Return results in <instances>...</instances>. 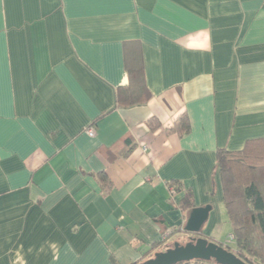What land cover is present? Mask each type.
Instances as JSON below:
<instances>
[{
  "label": "crops",
  "instance_id": "1",
  "mask_svg": "<svg viewBox=\"0 0 264 264\" xmlns=\"http://www.w3.org/2000/svg\"><path fill=\"white\" fill-rule=\"evenodd\" d=\"M263 136L264 0H0V264L140 263Z\"/></svg>",
  "mask_w": 264,
  "mask_h": 264
},
{
  "label": "trees",
  "instance_id": "2",
  "mask_svg": "<svg viewBox=\"0 0 264 264\" xmlns=\"http://www.w3.org/2000/svg\"><path fill=\"white\" fill-rule=\"evenodd\" d=\"M133 74L142 83V69H136ZM117 98L120 99L118 94ZM168 130L180 135L186 133L189 130L187 116L178 115ZM124 145L120 155H126L133 147L128 139L124 140ZM117 156L113 154L112 158ZM216 173L233 242L231 247L223 245L224 248L247 264H264V136L248 140L240 150L217 149ZM99 178L104 188L110 187L103 172ZM170 187L174 194L175 186ZM182 192L180 211H190L196 207L193 193L190 189ZM212 263L219 264L214 259H192L175 264Z\"/></svg>",
  "mask_w": 264,
  "mask_h": 264
},
{
  "label": "water",
  "instance_id": "3",
  "mask_svg": "<svg viewBox=\"0 0 264 264\" xmlns=\"http://www.w3.org/2000/svg\"><path fill=\"white\" fill-rule=\"evenodd\" d=\"M210 210V204L192 208L188 212L183 230L198 235L201 232L202 225L208 218ZM192 259H214L219 264H247L222 245L209 241L201 235L190 238L184 244L175 242L172 247L156 252L153 257L137 264H175Z\"/></svg>",
  "mask_w": 264,
  "mask_h": 264
},
{
  "label": "rangeland",
  "instance_id": "4",
  "mask_svg": "<svg viewBox=\"0 0 264 264\" xmlns=\"http://www.w3.org/2000/svg\"><path fill=\"white\" fill-rule=\"evenodd\" d=\"M213 210L214 211H211L206 222H204V224H205L204 225L205 226L204 233H208V231L213 232L215 237L218 239V241L215 242V240H212L211 238H208L206 236H203V237L209 241H213V242L218 243L220 245L222 244V246L223 245H229L231 247L233 245V242H232V239L230 237V235H231L230 223L227 220V216H226V213H225V210L223 208L222 203L215 202ZM198 235H201V233H199ZM195 236H197L195 233L192 234L191 232H187V231L183 230L180 232V236L175 238V240H173V241L167 242L166 245H162V247L160 246V248L157 252H161V251H163L169 247H172L175 242H179L180 244H184L187 241H189V239L191 237H195ZM166 246H167V248H166ZM155 253L156 252H154L149 258L153 257V255ZM212 264H215V263H212Z\"/></svg>",
  "mask_w": 264,
  "mask_h": 264
},
{
  "label": "built area",
  "instance_id": "5",
  "mask_svg": "<svg viewBox=\"0 0 264 264\" xmlns=\"http://www.w3.org/2000/svg\"><path fill=\"white\" fill-rule=\"evenodd\" d=\"M87 133L91 136L94 134V130L92 128H87Z\"/></svg>",
  "mask_w": 264,
  "mask_h": 264
},
{
  "label": "flooded vegetation",
  "instance_id": "6",
  "mask_svg": "<svg viewBox=\"0 0 264 264\" xmlns=\"http://www.w3.org/2000/svg\"><path fill=\"white\" fill-rule=\"evenodd\" d=\"M198 236V235H197ZM197 236H195V237H197ZM192 238V237H191Z\"/></svg>",
  "mask_w": 264,
  "mask_h": 264
}]
</instances>
